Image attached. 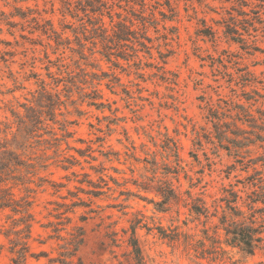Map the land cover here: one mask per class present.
<instances>
[{"label":"rangeland","instance_id":"obj_1","mask_svg":"<svg viewBox=\"0 0 264 264\" xmlns=\"http://www.w3.org/2000/svg\"><path fill=\"white\" fill-rule=\"evenodd\" d=\"M104 1L112 23L103 7L76 10L85 0H0V150L30 165L13 187L33 200L25 264H128L132 229L148 264H264V248L212 253L216 218L183 201L191 190L211 206L223 187L246 198L256 189L247 177L264 178V0ZM117 21L129 40L113 38ZM101 22L106 31L94 29ZM239 106L251 121L237 122L238 136ZM236 139L251 143L233 148ZM152 177L182 200L158 210L136 185ZM8 246L0 235V264H12Z\"/></svg>","mask_w":264,"mask_h":264},{"label":"trees","instance_id":"obj_2","mask_svg":"<svg viewBox=\"0 0 264 264\" xmlns=\"http://www.w3.org/2000/svg\"><path fill=\"white\" fill-rule=\"evenodd\" d=\"M79 1V0H77ZM86 5L84 8H75L86 11V7L89 8L90 12L99 13L103 15L105 8L106 15L110 19V23L113 22V15L109 9V6L104 0H85ZM68 4V3H67ZM101 7H103L101 9ZM86 13V12H85ZM112 36L118 41L129 40V34L132 30L125 24L124 21H117L113 24ZM105 30L103 23L101 22L94 29ZM227 33H230L233 40L242 39L241 36H233L232 33L236 35H241L238 30L231 26H227ZM107 35V34H106ZM105 35V36H106ZM142 37V36H141ZM105 37L101 38L102 40ZM143 44V42H139ZM240 107V112H237L233 117V122L236 127L237 132H233L235 135H240L239 131L243 132L242 128L237 125V122H250V114L242 107ZM213 118H216L215 122L216 127L219 128V139L222 142L223 139L229 142L226 137L227 130L223 129L222 126H225V121L216 114H212ZM243 139H248L243 137ZM172 141V140H171ZM233 148H241L248 146L251 141L247 140L242 142L241 139L233 140ZM222 145V144H221ZM224 149L230 151L231 146H221ZM173 155L175 160H179L176 144L173 142ZM156 165V162L153 163ZM34 166V165H33ZM27 167H30L28 163L21 160L18 155L6 148L0 150V212L5 214V222L0 224V235H2L8 243V252L11 254L10 261L12 264H25V261L28 256L33 254L30 252L29 239L31 238V229L34 221V215L31 211L33 200L29 198V195L17 197L13 192V187H16L19 184L24 183V175L21 172L22 169H25L26 173ZM166 173H177V170H170L168 167ZM18 172L19 174H14ZM33 173L34 172L33 170ZM247 179L248 185L256 189L251 190L250 193H246V198H243L239 194V191L235 190L232 187H223V194L218 198L214 199L213 204L208 206L204 198L201 196H194L191 190H185V198L183 199L184 205L188 207V210L195 214L196 216H203L206 220L211 218H216L214 223L215 232L220 230L222 235V241L218 240L217 237H209L211 244L209 249L212 253L225 252L221 243L229 246L231 248H237L240 251L246 254H254L256 250L264 248V178L260 175L256 178L248 176ZM137 187L143 189L144 191L154 192L156 196L160 199L154 201L156 208L160 211H165L170 208L172 203H178L182 200V195L178 192L171 181L167 179L155 177L148 178L146 181H141L136 183ZM24 190L31 192V188L24 187ZM152 201V200H151ZM153 202V201H152ZM261 203V205H259ZM8 222V224H7ZM159 233L162 238L169 237L171 241H177L179 238H170L165 230L159 228ZM217 239V240H216ZM83 237L82 232L74 235L72 240L69 242L71 250L68 251L69 256H73L77 251L79 245L82 243ZM113 241L116 242L115 239ZM201 243L200 251L194 249L195 253L203 254L204 251V241L202 239L198 240ZM128 247V264H148L142 253L141 246L135 236V229H132L131 235L126 240ZM191 242L186 243L190 245ZM219 244V245H218ZM188 248V247H187ZM43 253V252H41ZM195 254V256H197ZM79 264H82L80 260ZM64 264L70 262L61 261Z\"/></svg>","mask_w":264,"mask_h":264}]
</instances>
